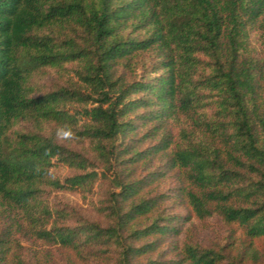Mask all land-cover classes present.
Wrapping results in <instances>:
<instances>
[{
  "label": "trees",
  "instance_id": "16d2710c",
  "mask_svg": "<svg viewBox=\"0 0 264 264\" xmlns=\"http://www.w3.org/2000/svg\"><path fill=\"white\" fill-rule=\"evenodd\" d=\"M0 264H264V0H0Z\"/></svg>",
  "mask_w": 264,
  "mask_h": 264
},
{
  "label": "rangeland",
  "instance_id": "374dc122",
  "mask_svg": "<svg viewBox=\"0 0 264 264\" xmlns=\"http://www.w3.org/2000/svg\"><path fill=\"white\" fill-rule=\"evenodd\" d=\"M63 79L58 76L57 72L54 70H47L43 75H39L34 79V82L38 83L39 86L41 87L42 93H46L50 90H52L53 88H55L56 86H58L59 84H62ZM56 201L58 203H63L65 205H69L70 207H74V208H80V209H86L87 210V206L84 205L82 202V200L76 196V195H70L68 193H59ZM84 214H87L86 212ZM196 223H198L196 221ZM197 236L200 237L201 239H208L209 241H211L215 236H217V234L219 235H224V226L223 224L218 221L215 220L213 223H210L208 226V231L206 232V230H204L203 226H198L197 227Z\"/></svg>",
  "mask_w": 264,
  "mask_h": 264
},
{
  "label": "clouds",
  "instance_id": "9594fccd",
  "mask_svg": "<svg viewBox=\"0 0 264 264\" xmlns=\"http://www.w3.org/2000/svg\"><path fill=\"white\" fill-rule=\"evenodd\" d=\"M57 139L60 140H70L73 138V133L71 132L70 126L62 125L57 129Z\"/></svg>",
  "mask_w": 264,
  "mask_h": 264
}]
</instances>
